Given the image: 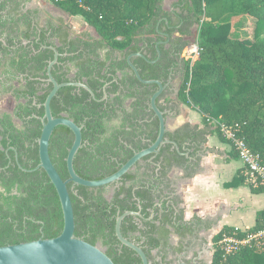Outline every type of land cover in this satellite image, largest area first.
Wrapping results in <instances>:
<instances>
[{"label":"trees","instance_id":"obj_1","mask_svg":"<svg viewBox=\"0 0 264 264\" xmlns=\"http://www.w3.org/2000/svg\"><path fill=\"white\" fill-rule=\"evenodd\" d=\"M49 1L68 16L82 17L100 40L87 35L70 37L60 19L39 28V10L25 9L30 0H0V70L24 81L17 80V87L5 91L11 90L16 102L23 100L13 111L21 127L15 126L9 114L0 116V247L55 238L63 228L55 188L42 169H35L42 105L52 89L45 82L46 68L54 56L49 47L59 53L51 69L55 81L82 82L95 97L66 86L50 103L53 117H66L82 127L83 146L73 166L86 180L113 174L157 138L158 120L149 108L157 86L138 81L127 63L129 55L141 53L131 58L141 79L166 85L156 101L158 108L177 112L170 101L163 105L161 100L178 77L176 96L199 113L201 127L185 123L167 131L164 138L177 149L167 143L157 155L144 157L134 171L122 177L109 198L104 187L72 188L70 183L67 188L77 238L102 247L114 264H141L135 252L121 246L115 236L118 214L140 212L141 224L133 216L123 219V237L140 246L150 264H170L165 246L172 253L180 252L168 243L172 234L184 243L193 232L211 227L198 217L185 221L177 193L178 181L200 172L208 137L215 135L229 143L208 120L237 126L238 135L264 165V0H177L171 11H164L162 0ZM244 18L253 27L252 37L234 28ZM194 28L198 55L191 61L183 58V51L190 45ZM103 49L118 54L102 59ZM118 119L117 127H108ZM72 142L68 128L54 129L49 155L62 180L68 179L66 157ZM174 170L182 175L171 176ZM244 180L235 177L231 185H244ZM250 190L264 192L251 186ZM263 217L264 212L257 215L259 222L253 231L260 229ZM232 232L224 227L212 237L210 264H264V246L242 247L225 255L218 241Z\"/></svg>","mask_w":264,"mask_h":264},{"label":"water","instance_id":"obj_2","mask_svg":"<svg viewBox=\"0 0 264 264\" xmlns=\"http://www.w3.org/2000/svg\"><path fill=\"white\" fill-rule=\"evenodd\" d=\"M49 48L53 51L54 56L53 59L48 63L46 69V82L52 85V89L48 93L42 105L44 109L43 117L40 119L42 129L40 137L37 140L39 163L35 169H42L46 173L50 183L55 188L61 206L63 228L61 234L55 238H40L35 241L1 246L0 264H114L100 246L91 245L83 239L77 238L75 236L74 213L67 185L71 183L73 185L72 188L74 186H83L87 188L104 187L105 190H108L110 185L113 184L116 188L120 185V181L125 174L134 171L135 166L139 161L148 155H157L164 144L171 143L172 146L177 149L175 143L164 138V135L167 131H173L178 128L177 126L172 129L168 128L167 117H165V115H170L172 113L161 111L156 104L157 99L164 92L166 85H163L157 80H142L136 67L131 62L132 57H141V53L128 56V66L137 80L143 84H154L157 86V90L153 93L149 101V108L154 113V116L157 118L159 124L157 138L148 148L139 152H135L133 156L126 163L121 165V167L113 174L100 180H86L76 174L73 166L75 156L83 146L81 134L82 127L76 125L72 120L65 117H53L50 103L56 96L58 90L66 86L84 89L93 99H95V97L93 92L82 82L58 84L55 81L51 74V69L57 63L59 53L57 52L56 48ZM157 53L159 58L160 51L158 50ZM103 98H106L105 93ZM59 126L68 128L73 134V142L66 157V169L68 172V179L66 180H62L56 171L49 155V143L52 133L54 129ZM138 207L140 209L139 205ZM126 216H133L135 220L141 224L140 212L128 211L121 215L118 214L115 222V236L121 246H125L135 252V254L140 258L141 264H150L143 249L123 237L121 233V224ZM152 216L153 211L151 213V217ZM207 248L208 259L211 262L212 256L209 257V254L212 250V244H208Z\"/></svg>","mask_w":264,"mask_h":264},{"label":"crops","instance_id":"obj_3","mask_svg":"<svg viewBox=\"0 0 264 264\" xmlns=\"http://www.w3.org/2000/svg\"><path fill=\"white\" fill-rule=\"evenodd\" d=\"M162 1L164 11H171L172 4L177 0ZM70 20L69 25H65L67 29H70V31L68 30L70 37L87 35L100 40L95 30L89 27L82 17L70 16ZM55 44L57 45L56 41ZM115 54L117 55L118 52L108 49H103L100 52L102 59H105L107 55ZM73 73L74 70H72ZM172 93L171 89L170 93L168 92L166 97L161 100L163 105L169 96L172 97ZM129 103L130 101L126 102L127 107ZM170 104L174 105L172 101ZM181 107H185V105L180 106V109L178 107L177 112L167 116V125L172 118L179 122L177 127L185 123L201 127L199 113L187 109V112L183 114ZM182 118L183 121H181ZM118 125V121H113L108 124V127H117ZM204 148L206 153L200 161V172L190 179L177 182V193L182 200L184 220L191 221L195 217L204 220L211 227L209 230L201 231L200 235H211L212 237L224 227L237 229L240 233L252 231L259 222L257 215L264 212V192L253 193L246 179L244 185H231L235 177L245 178V175L242 163L229 143L223 142L213 135L208 137ZM181 175L179 170H174L171 173V176L180 177Z\"/></svg>","mask_w":264,"mask_h":264},{"label":"built area","instance_id":"obj_4","mask_svg":"<svg viewBox=\"0 0 264 264\" xmlns=\"http://www.w3.org/2000/svg\"><path fill=\"white\" fill-rule=\"evenodd\" d=\"M198 55L196 43L188 45L183 51V58L193 61ZM210 125L217 128L221 136L229 142L232 150L244 168L246 182L253 188L264 189V165L260 155L254 153L238 134V128L214 119L208 120ZM239 233V235H238ZM220 249L229 255L242 247L261 249L264 246V217L260 229L256 231L239 232L234 229L230 234H223L218 241Z\"/></svg>","mask_w":264,"mask_h":264},{"label":"flooded vegetation","instance_id":"obj_5","mask_svg":"<svg viewBox=\"0 0 264 264\" xmlns=\"http://www.w3.org/2000/svg\"><path fill=\"white\" fill-rule=\"evenodd\" d=\"M25 9H34V8L31 7L30 2H28ZM39 17H40L39 28L45 27L48 21H42L43 19H41L42 18L41 14H39ZM24 43L26 44V41ZM19 79L21 80V82H24L22 81L21 76L15 77L9 73H2V70H0V103L3 102L4 99H9V98L14 102V106L11 109V113L9 114V113H4L0 111V116L3 114H9L14 124H15V121H19L17 118H15L13 114L14 108L17 103L23 102V100L20 102H16L11 94L12 91L10 90V92H7V93L5 91L11 87H14V88L17 87V80ZM115 121H118V123L120 124V119L115 120ZM15 126L17 125L15 124ZM17 127H21V122H20V126H17ZM110 188L114 190L115 185L113 186L110 185L109 189ZM201 231H204V230L202 229ZM200 232L195 231L191 235L187 236L184 243H181L180 239L176 237L175 235L172 234L170 236L168 243L175 249H180V252L172 253L165 246V251L168 254V260L171 261L170 264H206V260L208 259V248H207L206 238L208 235H200Z\"/></svg>","mask_w":264,"mask_h":264},{"label":"rangeland","instance_id":"obj_6","mask_svg":"<svg viewBox=\"0 0 264 264\" xmlns=\"http://www.w3.org/2000/svg\"><path fill=\"white\" fill-rule=\"evenodd\" d=\"M30 5L34 9L39 10L41 17H42L41 19H43V21L51 20V21L56 23L57 20L60 19L63 21V23L65 25L67 24V26L69 25V23L71 21L70 16H67V14L62 13V11L59 10L58 8H56L54 6V4L51 3L49 0H30ZM234 28L238 31V33L240 35H246L248 37H252L253 31H254L252 25L250 24L249 18H244L243 24L240 22V24L238 25V28L236 26H234ZM68 30L70 31L69 28H68ZM196 36H197V32H196V28H194L191 36L188 38V42L190 45L193 43H196ZM173 80L175 82L171 81V83H170V85L172 86V92H173L172 97L170 98V96H169L170 100L169 99L166 100L165 103L172 101L174 103V106L175 107L178 106L180 109V106H182L183 104L178 100V98L176 96L177 95L176 91H178V89H179L180 81H179L178 77H175ZM13 106H14V102L10 98L4 99L3 102L0 103V111L10 114ZM181 109H182L183 114L187 112V109L191 110L190 108H187L186 105H185V107H181ZM171 120H172V118H171ZM171 120H169V123H168L169 129H172L175 126H177V124H179L178 121H177L178 122L177 123L174 119L172 121ZM183 120L184 119L182 118L181 121H183ZM15 124L17 126H20L19 121H15ZM112 192H113L112 188L106 190V197L109 198ZM206 241H207V245L208 244L211 245V242H210L211 241V235L207 236ZM212 254H213V250L210 251L209 257H211ZM206 264H210L209 259L206 260Z\"/></svg>","mask_w":264,"mask_h":264}]
</instances>
